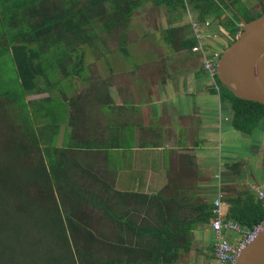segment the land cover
<instances>
[{"label":"trees","instance_id":"1","mask_svg":"<svg viewBox=\"0 0 264 264\" xmlns=\"http://www.w3.org/2000/svg\"><path fill=\"white\" fill-rule=\"evenodd\" d=\"M149 2L158 8L164 5L176 10L190 5L197 13V22L211 19L212 26L217 24L233 37L231 43L243 29L239 15L251 21L264 13V6L254 14L242 11L237 0H18L10 8L9 2H5L0 27V42L5 44L0 46V55L2 51H11L23 97L49 92L52 86L47 82L46 50L73 51L78 44L88 45L96 38L103 41L106 36L118 33L124 45L122 50H128L125 43L131 19ZM172 37L166 35L165 41L170 43ZM197 43L193 36L182 40L181 45L192 49ZM212 51L216 50L212 48ZM57 60L50 69H56L64 61ZM85 71L81 58L75 75L87 80ZM216 84L219 89L213 91L229 105L233 127L252 135L264 121V105L238 98L217 76ZM61 97L59 92L55 98L28 101L29 120L38 129L25 132L13 144L0 139V212L4 210L8 214V209L14 207L12 199L19 201L18 204L25 201L27 207L33 208L27 191L38 183L48 198L36 209H49L51 227L44 241L32 238L30 253L22 252L25 241L21 239L22 233L8 245L0 241L3 248L0 264H20L19 259L24 264H180L182 257L192 250L195 231L210 225L214 217L213 202L193 200L183 193L166 196L114 190L106 177V140L69 134L62 146L56 145L60 126L56 112H52L60 108ZM37 106L49 111L45 112L49 117L46 121H38ZM45 127H53L54 131L45 132ZM21 143L27 150L13 153L12 148L16 145L21 148ZM28 156H35L32 165L27 163ZM20 160L27 164L26 168L16 164ZM14 193H19V197ZM226 203L229 205L227 218L245 230H253L264 221V201L250 192L230 195ZM85 205L103 212L113 227L112 240L89 227L92 219L84 210ZM5 227L4 220L0 219V229ZM88 240L92 243L85 246Z\"/></svg>","mask_w":264,"mask_h":264},{"label":"crops","instance_id":"2","mask_svg":"<svg viewBox=\"0 0 264 264\" xmlns=\"http://www.w3.org/2000/svg\"><path fill=\"white\" fill-rule=\"evenodd\" d=\"M17 1L0 0V27L4 3L9 2L10 8ZM190 22L192 25L197 18ZM148 35L143 33L144 38ZM141 41H135L139 47L124 50L122 58L108 55L113 58L107 79L101 74L91 81L95 105L78 109L74 116L79 121L72 123L67 118V103L59 99L65 136L106 137V177L116 191L183 193L206 202H214L223 193L226 216L230 195L246 191L264 201L257 193L264 190V174L259 170L264 168L259 154V147L264 146V121L252 140L237 139V132L224 128L225 123L232 124L233 113L214 93L217 87L203 70L202 55L194 47L142 48ZM223 43L215 44L216 51L223 49ZM85 113L92 116L91 122L86 120L89 124L82 122ZM200 233L210 252L215 242L213 230L199 227L195 242ZM238 238L230 234V239ZM200 263L203 259L199 257L182 258L180 264Z\"/></svg>","mask_w":264,"mask_h":264},{"label":"rangeland","instance_id":"3","mask_svg":"<svg viewBox=\"0 0 264 264\" xmlns=\"http://www.w3.org/2000/svg\"><path fill=\"white\" fill-rule=\"evenodd\" d=\"M237 1H239L237 5L238 7H240V10H248L251 14L260 12L262 10V7L264 6V0ZM195 18H197V13L196 11L192 10L190 5L185 9L180 8L176 10L170 7L168 8L164 5L158 8L153 5L152 2H149L145 6L139 8L136 11L135 15L132 17L129 29L127 30L128 34L125 47L127 49L130 47L137 48L139 47V43L136 44L135 41H140L142 39L143 41H141L140 43V47L142 48L162 47L173 50L182 48V40L190 37L192 33V37L195 34L194 27L190 22L191 19L193 20ZM224 19H227V14H224ZM208 21L210 23V26L208 28L209 30L204 28V26L201 28V32L205 31V33H208L205 34V36L208 35V38L204 40L205 47L209 50V52H213L212 48H214V50H217L215 48V44H219V42L223 40V49L219 51L221 56V51L230 45L233 37L229 36L228 32L217 24H214V26H212L211 19H209ZM172 27L176 29H172ZM144 32H147L149 34L148 37H143ZM166 35H174V37H172L173 41H171L170 43L165 42ZM118 36L119 33L111 36H106L103 41L96 38L88 45L82 43L78 44L77 49L73 51L46 50L44 53L45 67L48 68L49 72L47 82L52 86V88L49 92H45L40 95H33L30 97L22 96V87L16 71V66L11 57V51H2L0 55V139H5L7 143L13 144L18 139L23 138L25 132H32L33 130L38 129L35 127L34 123L29 120L27 102L30 100L46 98L48 96H53L55 98V96L59 95V92H61V98H63L67 103L66 116L70 121L73 120L72 123H75V121H77L78 119L77 116H74L75 112L78 113V109L84 107H86L87 109H92L95 104L91 99L95 96L90 88L92 86L91 81H97L98 78L101 77V74L105 76V80L107 79L108 70L110 71V68H108V66H111L110 61H112L113 58V56H111L112 58H110L108 55H115L118 58H122L123 56L122 46L124 45L121 43V39ZM4 44L5 41L0 42V46H3ZM57 54L59 57L55 56ZM59 58H63L64 61L61 63L59 62L56 69H50L51 65H55V62L58 61L57 59ZM81 58L83 61V66H85L86 69L85 77L87 80H83L80 77L78 78L75 75L76 64L80 61ZM43 81L44 80H42V83ZM85 102H87L88 104L86 105ZM61 106L58 110L54 109V112H52H56V121L60 126V135L58 139L55 140L57 146H62V143L65 139V132H63L62 130V119L64 118V114H62ZM36 108L38 110V121H46V119L49 117L46 116L45 112H47L48 114L49 111L47 109H44L43 106H37ZM91 117V114L85 113V120H83L82 122H91ZM86 120H88V122H86ZM224 125L225 129L228 130L229 128L228 132H237V139L243 137L250 138L252 140L253 138V135H245L243 132L235 129L231 122H227ZM53 131V127H45V132ZM105 140L106 137H103L101 139V141ZM27 143L28 144H26V146L29 145V142ZM26 146L21 143V148H19V146L16 145L14 148H12V152L15 153V150L18 151L20 149L26 151ZM259 154L260 163H262V159H264V146L259 147ZM34 162L35 156L27 157V163L32 165ZM16 164L24 165V168H26L25 165H27L23 164L22 160H20V162L17 161ZM259 170L263 175L264 168L262 167ZM35 184L36 185L33 184L34 187H32V189H29L27 191L28 196L31 199L30 206L33 208L27 207L25 201H22L24 202V204L22 205V202L18 204L19 201H15L14 199H12V201L15 202L13 205L14 207L8 209V214L4 210L0 212V219H3L6 224L5 228L0 229V241H4L5 244L8 245V243H11L13 241L15 236H19L22 233L21 239L25 240L23 243L22 252L25 250L27 252L29 251V253L32 252L30 251L32 250V243L30 241L34 242L33 239H37L40 242L44 241V236H46V233L51 229V227H49V209L46 208L39 211H37L36 209L37 206L42 201L44 203V200L48 197L45 196L43 187L38 183ZM13 185L14 187H17L16 184ZM14 189L17 190V188ZM55 194L56 196L58 195L57 192H55ZM13 195L15 197H19L20 194L14 193ZM84 210L87 211L88 214H90L92 219L89 223V227H91L92 230L95 231V233H101L107 236L108 240H112L114 233L113 227L112 224L103 217V212H101L98 208H93L91 205H85ZM35 220L39 221L36 222ZM205 228L209 229L210 227H201V230L203 231V229ZM200 237L201 233L198 235V241L195 242L196 239L194 236V251L182 258L185 260H190V258L198 259L200 257L201 259H203L202 264H211L212 259L210 256H212L213 254L212 250L209 252L208 248L205 247L206 244H202ZM89 243H92V241L88 240L87 242H84L85 246H88ZM98 247H100V245ZM2 251L3 248L0 246V253H2ZM17 263L24 264V262H20V259L17 260Z\"/></svg>","mask_w":264,"mask_h":264},{"label":"water","instance_id":"4","mask_svg":"<svg viewBox=\"0 0 264 264\" xmlns=\"http://www.w3.org/2000/svg\"><path fill=\"white\" fill-rule=\"evenodd\" d=\"M219 60L217 77L238 98L264 105V13L247 21ZM237 264H264V228L241 251Z\"/></svg>","mask_w":264,"mask_h":264},{"label":"built area","instance_id":"5","mask_svg":"<svg viewBox=\"0 0 264 264\" xmlns=\"http://www.w3.org/2000/svg\"><path fill=\"white\" fill-rule=\"evenodd\" d=\"M195 36L198 39L197 45L194 46L193 51L202 55L203 70L210 75L212 81L216 84L217 69L220 59V53L217 51L209 52L205 47L204 40L208 38L205 36V31L201 32L204 26L208 30L209 21L199 24L193 22ZM208 48V46H207ZM258 196L264 199V191L257 190ZM214 217L210 223V227L214 233L213 259L211 264H237L238 258L244 247L252 242L256 236L263 230L264 221L257 225L253 230H245L239 223L229 220L226 212L223 209V193H220L218 198L213 202ZM230 234H237L239 238L236 240L230 239Z\"/></svg>","mask_w":264,"mask_h":264},{"label":"bare ground","instance_id":"6","mask_svg":"<svg viewBox=\"0 0 264 264\" xmlns=\"http://www.w3.org/2000/svg\"><path fill=\"white\" fill-rule=\"evenodd\" d=\"M198 40V39H197ZM220 60V59H219Z\"/></svg>","mask_w":264,"mask_h":264}]
</instances>
